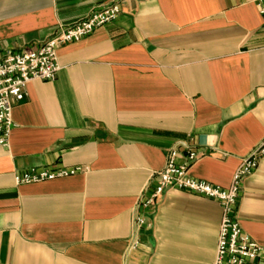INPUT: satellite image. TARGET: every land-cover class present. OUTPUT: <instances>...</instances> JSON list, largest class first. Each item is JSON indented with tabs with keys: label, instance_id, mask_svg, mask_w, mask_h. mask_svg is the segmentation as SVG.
<instances>
[{
	"label": "crops",
	"instance_id": "1",
	"mask_svg": "<svg viewBox=\"0 0 264 264\" xmlns=\"http://www.w3.org/2000/svg\"><path fill=\"white\" fill-rule=\"evenodd\" d=\"M112 3L118 18L60 46L56 79L30 81L14 103L0 147V264L214 263L216 200L166 191L140 208L150 226L130 249L134 212L175 145L196 151L194 178L229 187L264 138V17L256 0H0V57ZM32 167L82 171L16 183ZM237 216L264 247V157Z\"/></svg>",
	"mask_w": 264,
	"mask_h": 264
},
{
	"label": "built area",
	"instance_id": "2",
	"mask_svg": "<svg viewBox=\"0 0 264 264\" xmlns=\"http://www.w3.org/2000/svg\"><path fill=\"white\" fill-rule=\"evenodd\" d=\"M260 14L264 17V0H256ZM121 12L118 3H112L96 10L86 19L73 26L61 27L39 48L22 47L8 51L0 57V147L9 145L14 127V103L25 97L27 84L34 80L53 81L60 70L58 48L64 44L79 41L96 29L115 21ZM180 146L185 149L181 154ZM264 157V138L242 157L229 187H221L205 180L194 178L189 170L198 155L185 142L168 151L165 166L157 173L155 189L142 197L134 212V237L130 249L140 245L138 233L150 226L140 208L155 207L168 190L184 191L216 200L222 206V220L219 229L216 255L213 264H261L264 247L253 239L242 227L237 216L238 200L243 181L258 167ZM82 167H32L15 175L18 184L37 183L74 175Z\"/></svg>",
	"mask_w": 264,
	"mask_h": 264
}]
</instances>
